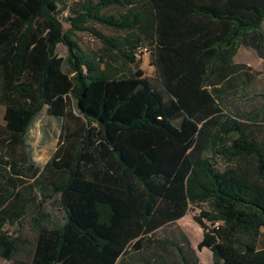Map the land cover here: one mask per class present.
<instances>
[{
  "label": "trees",
  "instance_id": "16d2710c",
  "mask_svg": "<svg viewBox=\"0 0 264 264\" xmlns=\"http://www.w3.org/2000/svg\"><path fill=\"white\" fill-rule=\"evenodd\" d=\"M263 22L264 0H0V259L199 264L177 222L205 204L197 250L212 264H264V94L260 119L223 113L258 75L233 62L237 49L264 66ZM44 108L62 142L37 167L26 136ZM51 200L60 218L43 210Z\"/></svg>",
  "mask_w": 264,
  "mask_h": 264
},
{
  "label": "rangeland",
  "instance_id": "374dc122",
  "mask_svg": "<svg viewBox=\"0 0 264 264\" xmlns=\"http://www.w3.org/2000/svg\"><path fill=\"white\" fill-rule=\"evenodd\" d=\"M79 0H65L67 5H71L73 2H78ZM66 12L60 13L59 17L65 18ZM63 28L67 29L68 25L63 23ZM262 31L264 33V22L262 23ZM97 29L106 36H116L118 32H113L112 30L105 27H97ZM73 38L77 41L79 46L87 51L88 53L97 52L101 48L100 43L93 39L88 34L77 33L73 35ZM144 44V43H143ZM56 55L63 60L66 58L67 51L62 44H58L56 47ZM235 62L242 63L247 66L252 72L258 73L254 81L246 88V92L251 95L254 92V95L248 96L246 98L238 97L229 101L226 105L223 106V113L230 116H239L243 118H251L252 115H256L260 119V107L263 103L262 99L255 94H264V66L261 65L260 61L256 58L255 54L245 48H240L234 58ZM150 56L140 59L138 61L139 68L143 71L144 75L150 77L154 80V69L149 65ZM117 66V65H116ZM241 96V95H240ZM2 107L0 106V117H1ZM73 115L77 114L73 111ZM83 121H75L71 118H64L61 122V126L69 127L74 129L78 124H81ZM60 130V123L57 122L54 118L48 116L46 108H44L34 124L31 126L27 138V143L31 150V157L37 167H42L51 157L52 153L62 142ZM214 164L219 168L223 169L227 164L220 159L219 157H214ZM7 171V170H6ZM8 172V171H7ZM3 174L6 175V172ZM20 178L25 183V186L31 183L30 178L25 175H21ZM39 194L38 190H35V194ZM41 198L38 196L37 201H40ZM37 204V203H36ZM37 206V205H36ZM36 209V208H35ZM45 212H50L51 214L61 217V212L58 209L54 201H50L45 205ZM200 210H206V205L202 204L198 207H190L187 214L177 222L182 231L187 234L189 241L194 248L196 255L198 256L199 264H212L211 253L207 249L197 250V244L202 239L203 230L202 228L194 221V217L198 216ZM21 238L25 240L24 248L29 250L33 244L34 234L30 231L28 223L24 222L22 226V231L20 234ZM17 260L24 261L25 257L23 254L16 258ZM0 264H10V262L0 259Z\"/></svg>",
  "mask_w": 264,
  "mask_h": 264
},
{
  "label": "built area",
  "instance_id": "2783aa9c",
  "mask_svg": "<svg viewBox=\"0 0 264 264\" xmlns=\"http://www.w3.org/2000/svg\"><path fill=\"white\" fill-rule=\"evenodd\" d=\"M149 50H148V48L147 47H142V48H137L136 49V54H137V56L138 57H148V55H149Z\"/></svg>",
  "mask_w": 264,
  "mask_h": 264
},
{
  "label": "crops",
  "instance_id": "0c3cea01",
  "mask_svg": "<svg viewBox=\"0 0 264 264\" xmlns=\"http://www.w3.org/2000/svg\"><path fill=\"white\" fill-rule=\"evenodd\" d=\"M240 48H244V47H240ZM240 48L237 49V52H238V50H239ZM245 49H247V48H245ZM248 50H249V49H248ZM250 51H251V50H250ZM237 52H236V54H237ZM236 54H235V56H236ZM235 56L233 57V62L236 63V64H242V63H238V62H235V61H234ZM255 56H256V55H255ZM256 58H257V57H256ZM257 59L260 61L261 65H263L262 60L259 59V58H257Z\"/></svg>",
  "mask_w": 264,
  "mask_h": 264
}]
</instances>
